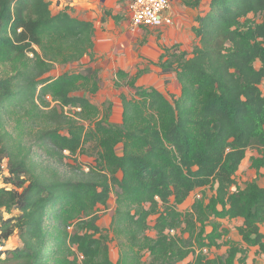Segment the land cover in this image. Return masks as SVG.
Here are the masks:
<instances>
[{
	"label": "trees",
	"instance_id": "obj_1",
	"mask_svg": "<svg viewBox=\"0 0 264 264\" xmlns=\"http://www.w3.org/2000/svg\"><path fill=\"white\" fill-rule=\"evenodd\" d=\"M202 1L183 3L195 9ZM208 9L195 18L189 51L164 48L153 63L160 76L174 75L179 96L130 80L134 94L120 95L122 124L114 126L75 94L84 85L97 93L96 69L46 77L55 65L92 56L93 24L68 8L53 13L47 0H0V66L17 63L11 74L0 73V169L5 163L8 176L0 187V247L14 233L21 244L0 251V264H74L73 248L82 264H113L111 235L118 264H181L190 256L188 264H233L247 248L264 256V187L248 183L231 192L248 149H257L250 167L264 169V0H209ZM89 143L95 167L69 170L65 153L74 156ZM207 188L212 197L178 210ZM112 193L114 215L103 230L96 208ZM210 218L242 220L237 232L245 249L229 243L226 261L208 260L203 249L221 238L216 229L204 235Z\"/></svg>",
	"mask_w": 264,
	"mask_h": 264
},
{
	"label": "rangeland",
	"instance_id": "obj_2",
	"mask_svg": "<svg viewBox=\"0 0 264 264\" xmlns=\"http://www.w3.org/2000/svg\"><path fill=\"white\" fill-rule=\"evenodd\" d=\"M131 0L117 1L114 8L110 11L116 13L117 21H114V27L111 30L110 39V54L107 50H100L97 58L94 59L91 56L92 62L89 63V57L83 59L80 64H71L65 67L55 65L51 72L46 77L57 78L58 76L68 73H79L80 70L88 67H93L98 71L96 84L98 91L96 94H89L85 89L86 85L78 91L79 94L87 98L92 104L97 106L103 113L108 114L109 121L114 126H120L122 124V106L120 102V95H124L127 99H131L134 94V90L126 86V82H133L137 86L154 87L158 91L162 92L166 97H177L180 93V86L174 78H170L168 82L164 80L159 74L158 69L153 65V61H156V52L162 49L159 44V31L158 29H142V33L133 34L129 31V13L128 4ZM54 13L55 9H51ZM101 35L98 36V41L102 42ZM124 51L122 54L121 50ZM125 49V50H124ZM126 51V52H125ZM131 53L134 55V60H131ZM96 56V54L94 53ZM31 58V55H27ZM14 65L4 64L0 66V73L11 74L10 69ZM256 67L259 64H255ZM124 72L127 77H119L117 73ZM116 83L123 84L121 87H116ZM262 92H264V84L260 86ZM54 105V104H53ZM67 115L72 116L79 110L65 109ZM15 114V113H13ZM15 116H13V120ZM13 120L10 122L8 130L14 127ZM19 126V123H15ZM95 144L89 143L83 147L81 151H78L74 156H69L65 153L66 158L63 160V164L67 165L69 170L72 168L78 169L86 173L90 168H94L96 165L95 156L97 151L95 150ZM117 154L121 153V145L116 148ZM257 154V149L250 148L246 151L245 158L241 162L237 173L235 174V186L231 189L234 193L238 189L243 188L248 183H256L259 187H264V169L259 172L250 167V158ZM5 164V163H4ZM4 164L2 166H4ZM120 173L118 177L120 178ZM6 171L0 169V187L6 185L5 179L7 178ZM214 195V190L207 188L204 192L198 191L196 194H191L186 201L178 207L180 212L189 210L193 202L197 199H201L203 196L206 200ZM115 209V196L112 193L107 202V206H97L96 215L98 220L97 226L103 230H108L114 215ZM14 214H17L14 212ZM155 218L150 219V225H153ZM242 224V220H224L217 218H210L203 227L204 235H208L217 230V233H221V238L215 240L217 246L208 245L203 249V253L208 260L223 259V262L227 258V250L230 247L229 243L237 245L240 250L245 249L240 244V237L238 236L237 229ZM261 232L264 233V224L260 226ZM53 239L59 240L58 231L53 229ZM226 231V233H224ZM68 233H74V225L67 228ZM63 233L61 232V237ZM147 235L153 237L154 233L150 230ZM109 242V256L113 264H118L119 259V242L112 235ZM209 243V242H208ZM21 247L20 241L16 233H14L6 242L3 243V247H0V251L12 250ZM147 253L144 255L143 260L147 259ZM243 259V264H264V256L258 252L257 248H247L246 254H238L234 259L233 264H242L239 260ZM69 261H73L74 264H82L81 256L76 252L75 248L72 249V254L68 258ZM192 261V256L188 257L181 264H188Z\"/></svg>",
	"mask_w": 264,
	"mask_h": 264
},
{
	"label": "crops",
	"instance_id": "obj_3",
	"mask_svg": "<svg viewBox=\"0 0 264 264\" xmlns=\"http://www.w3.org/2000/svg\"><path fill=\"white\" fill-rule=\"evenodd\" d=\"M47 1L51 3V9L53 8L55 9L54 13H57L63 10L64 8H68L69 13L72 17L77 18L78 20L81 21L91 22L93 24L95 29V34L93 38L94 48L92 55L94 59L97 58L98 54L100 53V50H107V53L110 54L111 48L110 46H108L110 44L109 41L111 39L110 34L112 27H114V21H117L116 13L110 10L111 8H114L117 1L120 0H47ZM183 1L184 0H170V8L168 10V15L172 19V25L163 26L161 28H154V29H158L159 31V44L162 47V49L164 48L168 49L172 46L178 45L179 50L189 51L195 42L194 35L191 31L192 28L196 26L195 18L197 16H204L209 11L208 9L209 0H203L200 3V5L195 9L187 7L183 3ZM142 29H139L136 33L133 34L142 33ZM99 35H101L102 37L101 38L102 42L98 41ZM120 48L121 45H119V50H121L120 54H122L124 51H122L123 49ZM162 49L161 50L158 49V51L156 52L157 60L153 61V63L158 62L159 57L163 54ZM94 53L96 54V56L94 55ZM90 58L91 57H89V63H91ZM130 59L131 60L135 59L132 53ZM157 72L159 74V69ZM169 77L175 79L174 75L167 76L165 78L162 77V78H164V80L168 82L170 80Z\"/></svg>",
	"mask_w": 264,
	"mask_h": 264
},
{
	"label": "built area",
	"instance_id": "obj_4",
	"mask_svg": "<svg viewBox=\"0 0 264 264\" xmlns=\"http://www.w3.org/2000/svg\"><path fill=\"white\" fill-rule=\"evenodd\" d=\"M169 8L170 0H132L128 4L129 31L136 33L142 28L154 29L172 25V19L168 15ZM46 99L50 100L49 97ZM170 233L173 234V231Z\"/></svg>",
	"mask_w": 264,
	"mask_h": 264
}]
</instances>
